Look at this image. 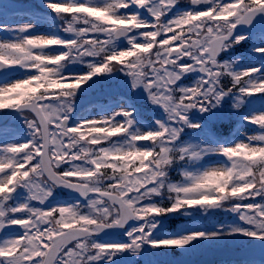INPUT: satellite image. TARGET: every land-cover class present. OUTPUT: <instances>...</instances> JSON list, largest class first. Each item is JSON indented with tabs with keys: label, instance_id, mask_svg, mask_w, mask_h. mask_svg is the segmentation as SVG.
<instances>
[{
	"label": "snow or ice",
	"instance_id": "snow-or-ice-1",
	"mask_svg": "<svg viewBox=\"0 0 264 264\" xmlns=\"http://www.w3.org/2000/svg\"><path fill=\"white\" fill-rule=\"evenodd\" d=\"M176 4L177 0H110L104 6L49 2L45 6L57 16L70 14L62 31L73 39L24 36L0 42V71L19 67L34 73L0 83V113L19 114L29 137L13 143L17 132L0 126V230L21 229L20 235L0 246V264H114L112 258L124 253L128 264H136L137 258L148 255L145 245L153 250H188L193 241L235 235L264 241V112L247 119L261 129L247 142L199 151L176 146L184 128H200L189 120L190 112H211L228 96L234 98L236 109L249 97L264 96V59L260 66L241 71L218 60L220 53L247 39L234 32L264 16V0H191L189 11L165 21ZM200 5L207 7L200 10ZM133 6L148 10L152 22L134 13L119 14ZM256 25L261 29L258 38L264 40V19ZM32 27L12 30L25 33ZM120 37L127 40L126 49L115 47ZM50 46L63 51L48 53ZM252 51L264 57V47L254 46ZM86 59L91 62L81 75L59 71L66 63ZM114 71L125 74L133 90L143 88L149 102L163 110L164 120L155 122V131L130 133L133 113L123 109L108 118L69 126L77 90L93 77ZM192 73L199 76L191 86H177ZM225 78L231 87H226ZM117 136L127 138L124 146L112 143ZM140 141L150 143L140 148ZM208 152L225 157L228 166L198 174L182 172L183 184L168 182L167 170L173 163L196 160ZM58 186L77 192L85 203L29 206L34 201L44 205ZM20 188L28 193V203L10 206ZM165 189L167 206L145 203ZM226 202H232L226 210L238 214L247 228L152 236L157 217L221 208ZM130 220L142 223L125 232L126 242L95 241L99 233L123 228ZM145 264L151 262L146 259Z\"/></svg>",
	"mask_w": 264,
	"mask_h": 264
},
{
	"label": "rangeland",
	"instance_id": "rangeland-1",
	"mask_svg": "<svg viewBox=\"0 0 264 264\" xmlns=\"http://www.w3.org/2000/svg\"><path fill=\"white\" fill-rule=\"evenodd\" d=\"M76 3V4H84V3H88L92 6H104L105 4L109 3L110 0H38V5L43 8L44 11H50L45 5L47 3ZM17 6H11L12 9H15L16 11H18V9L16 8ZM19 25H32L33 27L31 28L30 31L25 32V33H19L17 31H14L12 29H14L16 26ZM4 29H8V30H4ZM54 29V27H52L51 25L45 23V22H40L38 20H35L33 17L28 16L26 14H23L21 12H14L13 14H4L2 11H0V42H10V41H18L20 39H22L24 36H45V37H54L51 33V31ZM60 39V38H59ZM61 40H67V39H61ZM255 43L259 44V47H264V44H262L261 40L259 38H256ZM51 47V46H50ZM49 47V48H50ZM46 49V52H50V53H56L55 51H52L50 49ZM60 52V51H59ZM254 53L253 59L254 61L246 63L245 65H241V66H236L238 67V71L241 70H245L248 68H252V67H258L260 66V64L257 61V56L258 54L255 53L254 51H252ZM17 69H19L22 73H20L19 75H15L14 77H6L5 80L11 82V81H17V80H23L24 78H26L27 76L30 75H34V73L32 72H27L25 71L23 68H19L17 67ZM234 71H236L235 67L233 68ZM62 75L65 76H74V75H81L83 74L82 71H77V72H60ZM261 73H264V67L261 68ZM25 74V75H24ZM24 75V77L22 76ZM4 80V81H5ZM3 81V82H4ZM0 82V83H3ZM103 89V88H102ZM100 90V92L102 91L101 89H95V91ZM139 90L140 87H139ZM87 90H85V88L82 89V92H86ZM98 93V92H97ZM109 94V92H108ZM92 96H88V98L86 100V104H88L89 106H91V102H89L91 100ZM82 100V99H81ZM235 102V100L233 99L232 102L230 103V106L232 107L233 103ZM117 105L119 107H122V102L121 100H118L116 98H108V104H106L105 107V111H108V107L109 105ZM123 110H127L125 107H122ZM235 108L232 107V112H236L237 111V117L239 121H242V124L238 125V130L236 131V136L240 135L242 136V139H237L235 142H231L228 143L227 145H223V146H230L232 144H235L236 142H247V137L249 136H253V135H257L259 134L261 131L256 128L255 126H259V125H253L251 123L246 122L247 119L251 118L253 115L264 112V97L260 96L255 98L252 101H245L239 109L234 110ZM104 118H108L107 115L104 116ZM20 120H22V118H19ZM92 119H100L99 117H97V115L94 113V110L90 107H88V109H79L75 112L74 117L72 119V122L74 124H77L81 121H86V120H92ZM15 120V119H14ZM119 121V120H117ZM236 125V126H237ZM136 132L139 133H148L149 131H152L151 129H149L148 131L144 130L142 126H140L139 124L136 123ZM82 131L87 132V128L82 129ZM130 131V130H129ZM131 133V131H130ZM230 135H232L230 133ZM13 143H20V142H16L15 140L12 141ZM126 142L123 143H113L116 146H124ZM222 144H216L213 143L209 140H207L205 137L200 140V141H190V142H186V143H182L180 145H178L177 147H185V148H189L190 150H196L199 151L202 148H216L221 146ZM140 148H143L141 146H138ZM221 155H217L214 152H208V153H202L201 157L199 159L196 160H191L192 163H196L197 166L196 167H192L190 169H188L187 172L193 173V174H198L201 173L207 169L210 168H220V167H225L224 164H222L221 162H215L209 165H204L203 162L213 159L215 157H219ZM138 163V161H137ZM232 206V204L230 205ZM217 222L214 224L212 223L210 228H208L205 232H211V231H215L217 228H224L225 230H230L229 227H222L220 225L216 226ZM160 228L161 226H158L153 230L152 232V236L156 239H163V238H167V237H172V236H179V235H183L186 234L188 232H195V231H202L194 226H192L191 224H182L178 227L177 232L175 235H167L164 234L162 232H160ZM236 237H240L239 235H235V236H227V237H222L218 240L215 241H207L209 242V244L211 246H240V242L237 241ZM204 246V244L202 243V241H198L196 242V244L193 243L189 246L188 250H184V249H176L178 251L182 252V257L184 258V264H201V263H206L207 259L209 258L208 256H206L205 254V250H201V248ZM174 249V248H173ZM145 259L148 260V258L146 257ZM149 261L151 262V264H154V262L152 261V259L149 258Z\"/></svg>",
	"mask_w": 264,
	"mask_h": 264
},
{
	"label": "water",
	"instance_id": "water-1",
	"mask_svg": "<svg viewBox=\"0 0 264 264\" xmlns=\"http://www.w3.org/2000/svg\"><path fill=\"white\" fill-rule=\"evenodd\" d=\"M2 4V0H0V5Z\"/></svg>",
	"mask_w": 264,
	"mask_h": 264
}]
</instances>
